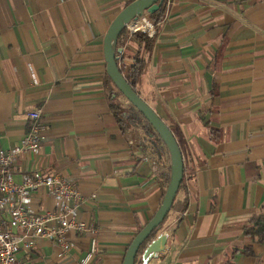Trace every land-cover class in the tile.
<instances>
[{"label": "crops", "instance_id": "0c3cea01", "mask_svg": "<svg viewBox=\"0 0 264 264\" xmlns=\"http://www.w3.org/2000/svg\"><path fill=\"white\" fill-rule=\"evenodd\" d=\"M130 1L0 0V151L41 109V152L20 155L14 177L69 178L93 227L68 230L66 253L49 239L22 248L24 264H80L89 250L88 264H122L161 204L166 166L141 150V128L121 130L105 90L104 37ZM166 5L138 90L182 146L185 186L162 229L168 246L148 264H264V243L244 232L264 202V0ZM136 50L127 41L125 60ZM36 193L56 208L45 187Z\"/></svg>", "mask_w": 264, "mask_h": 264}, {"label": "built area", "instance_id": "2783aa9c", "mask_svg": "<svg viewBox=\"0 0 264 264\" xmlns=\"http://www.w3.org/2000/svg\"><path fill=\"white\" fill-rule=\"evenodd\" d=\"M169 3V0H167ZM150 25L144 23L145 17ZM141 22L136 24L137 22ZM155 20L146 12L128 23L131 32L147 29L154 33ZM26 135L13 147L0 151V264H24L19 257L22 248L31 249L39 239H49L69 252L68 230L91 233L93 227L79 218L83 193L69 178L57 171L33 169L16 180L14 171L17 158L24 154L37 155L43 144V116L41 109L28 113ZM45 187L56 200V208H41V197L36 193ZM94 255L89 250L80 264H88Z\"/></svg>", "mask_w": 264, "mask_h": 264}, {"label": "water", "instance_id": "95a60500", "mask_svg": "<svg viewBox=\"0 0 264 264\" xmlns=\"http://www.w3.org/2000/svg\"><path fill=\"white\" fill-rule=\"evenodd\" d=\"M163 2L164 0H131L114 17L104 37L107 73L129 101L136 105L158 130L168 146L171 156V177L161 204L154 215L133 237L127 247L122 264H135L136 255L142 244L147 241L153 230L164 222L168 212L172 209L185 174L183 150L173 129L154 107L141 96L139 91L133 88L125 73H123L118 61L119 55L116 54L117 50L118 52L123 51V47L117 48V37L122 29L140 15L155 11ZM168 238L169 232L167 230H162L152 237L141 254L142 263L148 264L153 256H157L160 251L165 249L168 246Z\"/></svg>", "mask_w": 264, "mask_h": 264}, {"label": "trees", "instance_id": "16d2710c", "mask_svg": "<svg viewBox=\"0 0 264 264\" xmlns=\"http://www.w3.org/2000/svg\"><path fill=\"white\" fill-rule=\"evenodd\" d=\"M166 4L167 2L164 0L163 4L158 9L150 13L151 18L155 20V28L165 16ZM147 19L149 20L148 17ZM156 31L157 29L152 35L147 29H138L131 32L129 27L126 25L117 37V48L124 47L127 41H131L137 45V50L132 53L133 59L131 61L125 60L127 54L126 51L118 52L117 50L116 52V54L119 55L118 61L123 73H125L128 81L136 90L139 89L141 76L146 68L147 61L145 54L150 52L155 44L157 36ZM105 90L107 98L110 102L111 110L115 115L116 121L121 130L126 132L136 127L141 128V150L143 153L147 154L149 159L152 161L165 164L166 167L161 172V177L165 186V193L171 177V156L164 139L154 125L146 118L144 113L136 107V105L129 101L123 92L116 86L108 73L105 77ZM184 181L185 179H183L180 185L178 194L185 186ZM178 194L172 207L178 203ZM170 212L171 210L168 212L165 220ZM165 220L153 230L147 241L142 244L136 255L135 264H141V254L146 247L147 242L150 241L157 233L162 231ZM142 227L143 224H140L139 228ZM244 232L249 236L258 237L259 241L264 243V202L257 208L250 221L244 226Z\"/></svg>", "mask_w": 264, "mask_h": 264}, {"label": "bare ground", "instance_id": "6f19581e", "mask_svg": "<svg viewBox=\"0 0 264 264\" xmlns=\"http://www.w3.org/2000/svg\"><path fill=\"white\" fill-rule=\"evenodd\" d=\"M139 23H141L140 21L139 22H137L136 24H139ZM144 23L146 24V25H150L151 23L149 22V20L147 19V16L145 17V21H144Z\"/></svg>", "mask_w": 264, "mask_h": 264}, {"label": "flooded vegetation", "instance_id": "af4514ba", "mask_svg": "<svg viewBox=\"0 0 264 264\" xmlns=\"http://www.w3.org/2000/svg\"><path fill=\"white\" fill-rule=\"evenodd\" d=\"M141 264H143L142 261H141Z\"/></svg>", "mask_w": 264, "mask_h": 264}]
</instances>
